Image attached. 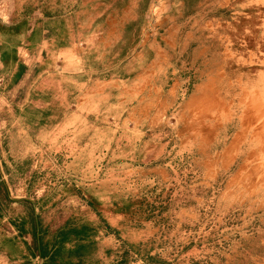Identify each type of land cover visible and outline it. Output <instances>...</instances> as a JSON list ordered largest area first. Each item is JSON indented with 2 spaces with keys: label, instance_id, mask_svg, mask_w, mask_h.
<instances>
[{
  "label": "rangeland",
  "instance_id": "1",
  "mask_svg": "<svg viewBox=\"0 0 264 264\" xmlns=\"http://www.w3.org/2000/svg\"><path fill=\"white\" fill-rule=\"evenodd\" d=\"M262 212L264 0H0V264H264Z\"/></svg>",
  "mask_w": 264,
  "mask_h": 264
},
{
  "label": "crops",
  "instance_id": "2",
  "mask_svg": "<svg viewBox=\"0 0 264 264\" xmlns=\"http://www.w3.org/2000/svg\"><path fill=\"white\" fill-rule=\"evenodd\" d=\"M65 24V21L64 22H60L59 24H56L58 27H62L63 25ZM56 25H53V27L55 28L56 27ZM85 26H82V27H80V29H79V34L80 35H82L83 33H85V31H83V28H84ZM89 27H92V26H89V25H87V28H89ZM86 28V27H85ZM65 36V40H66V35H64ZM72 31H71V29L69 28V29H67V42L68 43H71V40H72ZM79 127V126H78ZM89 142V140L87 139V137L86 136H82V135H76V136H72V134L70 135V137H69V144H79L80 145V147H81V145L82 144H85V143H88ZM82 157V152L80 151L79 152V154H74V156L72 157V155H70L69 157H68V159H75V160H79V158H81ZM261 217H262V219H263V221H261L262 222V224H264V212H262L261 213Z\"/></svg>",
  "mask_w": 264,
  "mask_h": 264
}]
</instances>
